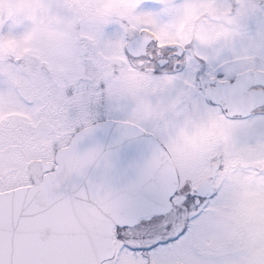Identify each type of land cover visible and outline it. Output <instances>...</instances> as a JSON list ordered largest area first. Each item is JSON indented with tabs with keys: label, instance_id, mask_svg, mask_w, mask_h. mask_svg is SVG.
Listing matches in <instances>:
<instances>
[{
	"label": "snow or ice",
	"instance_id": "6c2138e0",
	"mask_svg": "<svg viewBox=\"0 0 264 264\" xmlns=\"http://www.w3.org/2000/svg\"><path fill=\"white\" fill-rule=\"evenodd\" d=\"M0 264H264V0H0Z\"/></svg>",
	"mask_w": 264,
	"mask_h": 264
}]
</instances>
